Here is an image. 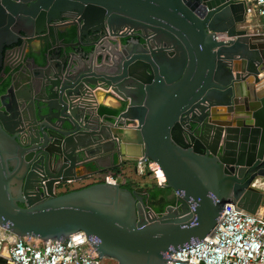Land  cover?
Instances as JSON below:
<instances>
[{
    "label": "water",
    "instance_id": "water-1",
    "mask_svg": "<svg viewBox=\"0 0 264 264\" xmlns=\"http://www.w3.org/2000/svg\"><path fill=\"white\" fill-rule=\"evenodd\" d=\"M249 3L0 0V82L10 80L0 94V224L40 239L84 230L101 258L164 264L173 248L206 236L226 203L255 213L264 43L245 26ZM123 27L134 33L115 37ZM38 36L55 54L9 60ZM107 87L126 102L113 122L90 98ZM224 106L229 120L215 117ZM114 154L157 162L175 202L150 216L144 196L119 182L57 190L110 170Z\"/></svg>",
    "mask_w": 264,
    "mask_h": 264
},
{
    "label": "built area",
    "instance_id": "built-area-1",
    "mask_svg": "<svg viewBox=\"0 0 264 264\" xmlns=\"http://www.w3.org/2000/svg\"><path fill=\"white\" fill-rule=\"evenodd\" d=\"M249 1L247 15L255 13L261 17L260 31L257 33L264 36V0ZM133 33V29L123 27L115 37ZM263 76L264 72L261 80ZM122 161L125 166L133 163L125 159ZM134 162V170L141 176L149 173L155 176L159 185L166 182V178L159 177L160 170H163L157 162L147 157H140ZM93 176L99 177L96 180L100 182L116 183L125 176V170L104 171ZM255 180L252 186L262 192L255 213L243 210L234 202L226 203L216 225L206 236L183 247L173 248L164 264H264V176L257 183ZM42 183L45 185L46 180H42ZM71 183L60 182L56 188L59 190ZM140 192L145 198L146 192ZM145 202L150 216L160 214ZM93 244L94 241L88 238L84 230L71 233L65 240L35 238L30 241L0 224V258L4 260L0 264H118L109 260L110 257H99Z\"/></svg>",
    "mask_w": 264,
    "mask_h": 264
},
{
    "label": "crops",
    "instance_id": "crops-1",
    "mask_svg": "<svg viewBox=\"0 0 264 264\" xmlns=\"http://www.w3.org/2000/svg\"><path fill=\"white\" fill-rule=\"evenodd\" d=\"M260 24H261V17L258 16L257 14H252V15H247V23L245 24V26L248 28V30H250L251 32H259V28H260ZM65 35V34H64ZM60 37H63V35H61ZM264 43V36L262 35V37L259 39ZM48 38L47 36H38V37H34L32 39L29 40L28 44L26 45V47L24 49H16L14 50L10 56H9V60H16L19 59L22 55L23 52L25 53V57L30 56V57H36L38 60H41L43 58H45L46 53H53L55 54V47H52L49 42H48ZM65 42L70 41V39H64ZM75 48L74 46L68 47V49H73ZM62 49V48H61ZM9 67L7 66L6 69H8ZM9 78L6 77L4 78L7 79ZM3 80V81H4ZM2 81V82H3ZM252 81V80H251ZM0 82V85L1 83ZM257 90H258V94L260 96L264 95V82L261 81L258 83V85H256ZM263 88V89H262ZM94 103V105L96 106L97 109H95L97 111V113H99L102 117L105 118L106 121H115L114 116L116 115H112L111 113H103L100 112L99 109L100 107H107V108H122L125 109L126 107V102L124 100H122V98H120L118 96L117 93H115L111 88L107 87V88H98V90L94 91V93L92 94V96L90 97ZM121 110V111H122ZM216 118H220V119H224V120H229L231 117L229 116V112L227 109V106L224 107H220L218 109V111H216ZM121 129H119L122 132V136L123 138H127L129 137V133L126 132V130H128V128H126V130L122 129L125 128V126L120 127ZM114 130H117L116 128H113ZM123 130V131H122ZM122 145V148L125 151V148L127 147V151L125 152H132L134 153L133 147H131V144L128 142H124L122 141V143H120ZM136 149V148H135ZM129 150V151H128ZM108 165H110V170H106L105 172H109V171H117L118 169H123V167L125 166V163L123 161L120 160V156L117 154H114L111 158H109L108 160H105ZM121 161V163H120ZM114 163H116V165L114 166ZM131 163H135L134 161H130ZM120 163V164H119ZM132 163V164H133ZM93 167V169H95L94 164L95 163H90ZM79 169V173H86L87 171H90V166H81L78 168ZM94 177L89 176V177H85L83 179H78L75 181H72L71 184H76L75 186H78L77 184H81L80 182H87V180H89V178ZM122 179V178H121ZM71 184H68V186H71ZM91 183L87 182L85 184H83L84 186L90 185ZM155 185H159L158 182L155 183ZM67 186V187H68ZM83 186V187H84ZM159 186H163V185H159ZM82 187V186H81ZM67 188L64 189V187L60 188L58 191H66ZM76 189V188H73ZM174 199V194L170 191L168 193V199Z\"/></svg>",
    "mask_w": 264,
    "mask_h": 264
},
{
    "label": "trees",
    "instance_id": "trees-1",
    "mask_svg": "<svg viewBox=\"0 0 264 264\" xmlns=\"http://www.w3.org/2000/svg\"><path fill=\"white\" fill-rule=\"evenodd\" d=\"M71 37H74L75 35V28L73 27L71 32ZM64 35V34H63ZM9 78L5 79L1 85H0V93H3L7 86L9 85ZM123 108V107H122ZM122 108H107V107H100L99 111L103 112V113H111L112 115H118ZM124 187H127L131 190H133L132 184L130 183H124L122 184ZM81 188V187H80ZM73 189L68 188L66 189V191H60V192H68L71 191ZM141 191H145V200L147 201V203H149L151 206H154V209L157 211H162L167 204L170 203H174V199H168V193L171 191V188H167L164 186H159V185H154L152 188L149 187H145L144 190ZM159 200V203L157 204V201Z\"/></svg>",
    "mask_w": 264,
    "mask_h": 264
},
{
    "label": "rangeland",
    "instance_id": "rangeland-1",
    "mask_svg": "<svg viewBox=\"0 0 264 264\" xmlns=\"http://www.w3.org/2000/svg\"><path fill=\"white\" fill-rule=\"evenodd\" d=\"M264 82V76H263V79L261 80ZM123 169L125 170V176L120 180L119 183L121 184H124V183H130L132 184V187H135L139 190H144L145 187H149V188H152L155 183L157 182V179L155 178L154 175H150L149 173H145L144 175H140L138 174L137 172H135L134 170V166L133 164L132 165H127V166H124ZM97 176L95 177H91L89 178V180H87V182L89 183H97V182H100L98 180H96ZM87 182H80L81 184H77L78 186H75L76 184H71V186H68V187H64L65 188H80L81 186L83 187L85 183ZM175 202V200H174ZM159 203V200L157 201V204ZM152 207L154 208V206L152 205ZM157 211V210H156ZM28 240L30 241H34V237H27ZM109 258V257H108ZM111 261H114L117 263V261L115 259H109Z\"/></svg>",
    "mask_w": 264,
    "mask_h": 264
},
{
    "label": "bare ground",
    "instance_id": "bare-ground-1",
    "mask_svg": "<svg viewBox=\"0 0 264 264\" xmlns=\"http://www.w3.org/2000/svg\"><path fill=\"white\" fill-rule=\"evenodd\" d=\"M263 89V88H262ZM132 147V146H131ZM133 150H134V152L136 151V149L135 148H133ZM125 151H127V147L125 148ZM129 151V150H128ZM159 177H160V179H165L166 177H165V174L163 173V171H161L160 170V172H159ZM262 178V176H258L257 178H256V182L255 183H257L258 181H260V179Z\"/></svg>",
    "mask_w": 264,
    "mask_h": 264
},
{
    "label": "flooded vegetation",
    "instance_id": "flooded-vegetation-1",
    "mask_svg": "<svg viewBox=\"0 0 264 264\" xmlns=\"http://www.w3.org/2000/svg\"><path fill=\"white\" fill-rule=\"evenodd\" d=\"M0 94H1V93H0ZM122 160H123V159H122ZM91 184H92V183H91ZM133 189H134V188H133ZM135 190L138 191L139 189H136V188H135ZM138 192H140V190H139ZM140 193H141V192H140ZM167 205H168V204H167ZM167 205H166V206H167ZM166 206H164V207H166ZM163 210H164V209H163ZM158 212H161V211H158Z\"/></svg>",
    "mask_w": 264,
    "mask_h": 264
}]
</instances>
